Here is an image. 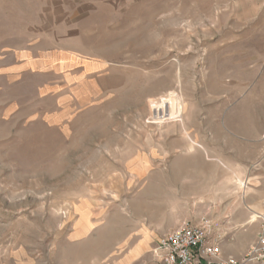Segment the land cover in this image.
Listing matches in <instances>:
<instances>
[{
    "label": "rangeland",
    "instance_id": "rangeland-1",
    "mask_svg": "<svg viewBox=\"0 0 264 264\" xmlns=\"http://www.w3.org/2000/svg\"><path fill=\"white\" fill-rule=\"evenodd\" d=\"M204 217L264 225V0H0V264H159Z\"/></svg>",
    "mask_w": 264,
    "mask_h": 264
},
{
    "label": "built area",
    "instance_id": "built-area-1",
    "mask_svg": "<svg viewBox=\"0 0 264 264\" xmlns=\"http://www.w3.org/2000/svg\"><path fill=\"white\" fill-rule=\"evenodd\" d=\"M218 228V221L206 217L181 223L158 240L154 254L159 264H264V225L240 256L224 253Z\"/></svg>",
    "mask_w": 264,
    "mask_h": 264
},
{
    "label": "bare ground",
    "instance_id": "bare-ground-1",
    "mask_svg": "<svg viewBox=\"0 0 264 264\" xmlns=\"http://www.w3.org/2000/svg\"><path fill=\"white\" fill-rule=\"evenodd\" d=\"M154 107L151 109L156 114L157 118H173L177 115V112L182 109V103L179 98L173 96L163 97L159 102L152 101ZM152 107V106H151ZM256 220L255 215L252 216V220L249 222H254Z\"/></svg>",
    "mask_w": 264,
    "mask_h": 264
},
{
    "label": "crops",
    "instance_id": "crops-1",
    "mask_svg": "<svg viewBox=\"0 0 264 264\" xmlns=\"http://www.w3.org/2000/svg\"><path fill=\"white\" fill-rule=\"evenodd\" d=\"M225 251V250H224Z\"/></svg>",
    "mask_w": 264,
    "mask_h": 264
}]
</instances>
